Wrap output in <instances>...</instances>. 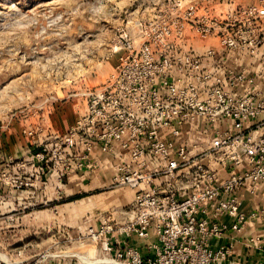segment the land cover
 Returning <instances> with one entry per match:
<instances>
[{
	"label": "rangeland",
	"instance_id": "rangeland-1",
	"mask_svg": "<svg viewBox=\"0 0 264 264\" xmlns=\"http://www.w3.org/2000/svg\"><path fill=\"white\" fill-rule=\"evenodd\" d=\"M252 7L263 11L248 13ZM189 9L183 35L173 42L184 58L194 56L200 64L196 122L212 131L208 150L200 155L209 165L215 160L212 144L230 132L217 128L229 123L234 129L235 115H246L243 127L253 137L251 127L264 113V101L250 89L240 96L245 88L230 86L241 75L225 72L219 53L231 52L230 62L237 67L247 56L245 46L250 64L263 61V0H0V264H95L113 258L89 229L125 222L134 192L111 184L85 192L87 187L70 183L71 190L67 178L75 173L67 175L70 166L63 152L54 154L52 136L65 134L69 122L83 114L85 90L115 70L126 44L138 47L150 24L167 14L186 16ZM209 62L217 64L207 72L201 65ZM41 128L63 133L42 137ZM263 139L264 132L254 137ZM23 140V151L16 155ZM224 248L182 247L188 258L183 264H221L226 258L216 254ZM156 259L155 250L142 264H156Z\"/></svg>",
	"mask_w": 264,
	"mask_h": 264
},
{
	"label": "built area",
	"instance_id": "built-area-1",
	"mask_svg": "<svg viewBox=\"0 0 264 264\" xmlns=\"http://www.w3.org/2000/svg\"><path fill=\"white\" fill-rule=\"evenodd\" d=\"M258 11L263 9L252 7L248 13ZM192 12L167 14L150 24L138 47L126 44L115 70L85 90L83 114L65 134L52 136L54 154L63 152L70 160L67 175L80 168L91 174L101 169L92 159L99 151L111 157L105 165L113 174L110 184L134 192L125 222L89 229L113 257L104 264H142L144 257L127 244L132 236L145 241L155 236L157 243L149 244L157 252L154 263H185L182 247L207 246L228 229H242L247 218L238 192L248 188L254 193L264 182V139L247 134L246 115H235V131L224 132L209 150L214 162L229 169L225 179L179 141L184 127L201 116L200 64L194 56L184 58L173 42L182 37L184 18ZM222 215L233 220L230 226L214 219ZM229 252L218 250L217 259Z\"/></svg>",
	"mask_w": 264,
	"mask_h": 264
},
{
	"label": "crops",
	"instance_id": "crops-1",
	"mask_svg": "<svg viewBox=\"0 0 264 264\" xmlns=\"http://www.w3.org/2000/svg\"><path fill=\"white\" fill-rule=\"evenodd\" d=\"M244 50L247 56L245 57L244 62L239 64L237 67L233 66L230 62L231 58L229 56H231V52L229 55H227V52L224 51V49H220V51H217L223 54V70L231 74H233V72L237 70L234 73L241 75L240 79L236 82L232 79L233 84H230V86L233 85L239 86L241 88L244 87V93L243 89H241L240 96H243V94H248V91L250 92L251 90L252 96L257 97V100L264 101V59L262 62L258 60L253 62V64H250L248 47L244 46ZM193 51L195 52V55H200L201 53V50L193 49ZM212 58H214V56ZM214 64L217 63H204L201 65V68H203L207 72L213 71L215 70V68L213 67ZM249 78H252L250 79L252 80L251 83L248 80ZM206 84L211 85L208 81H206ZM199 90L201 91V89ZM74 123L75 122H69L68 128L63 131H67ZM255 123L256 124L251 127L253 138L261 135L264 132V113L259 114ZM204 129L205 127L202 126L199 121H194L184 127L179 141L186 142L188 144L191 156L196 158V160L200 163H205L206 165V163L208 162L206 161L207 159L202 162L200 160V155L203 150H208L209 142H207V140L209 139V136L211 135L212 131L211 129ZM217 129L218 131H223L225 129H228L230 132L235 131L232 128V125H230L229 123L222 129ZM40 131L42 137H46L49 134L63 133V131L54 130V128H41ZM202 141H205V143H203ZM18 146H16L17 149L15 148L17 151L16 155L22 153L23 147L25 146V140H23V143L20 142V145ZM37 147L40 146L37 145ZM35 148L36 147H34L33 149ZM110 158L111 157L103 155L99 151H95L94 155H92V159L97 161L98 164L101 165V169L97 170L93 174H91L84 168L78 169L75 173V178H70V176H68L67 178V183L69 184L70 189L73 190V186L71 185L72 183H76L75 187H87V190H84L85 192L98 190V188L100 189V187H105L110 184V178L113 174L111 173V168L105 167ZM69 163L70 160L66 156V165H68ZM207 166L216 170L217 175L220 179H225L229 175V169L224 168L223 166L217 164L214 161L209 163V165ZM72 171L74 172V170ZM51 173L52 172L48 173L49 178ZM33 193H35V191H33ZM238 198L240 200V211L243 212L247 218L244 226L240 231H233L231 229H228L227 232H225L220 237H212L209 240V244L213 248L218 249L220 247H225L230 250L228 256L223 261V263L220 262L221 264H264V240L262 239V237L264 236V183L259 184L254 193L250 192L248 188L240 189L238 192ZM220 220L221 222L226 223L228 226H230L233 222V220L229 217H222ZM119 237L120 239H123V237ZM150 243H157L155 236H151V238L147 241L138 240L135 239L134 236H132V239L130 238L127 241V244L138 250L143 257H149L150 255L154 256L155 250L152 246H149ZM115 247L117 248V245ZM50 264L66 263L56 261Z\"/></svg>",
	"mask_w": 264,
	"mask_h": 264
},
{
	"label": "bare ground",
	"instance_id": "bare-ground-1",
	"mask_svg": "<svg viewBox=\"0 0 264 264\" xmlns=\"http://www.w3.org/2000/svg\"><path fill=\"white\" fill-rule=\"evenodd\" d=\"M133 30H135V27H133ZM74 70H75V72H76V74H80L81 72H80V70L79 69H77V67H74ZM74 76V75H73ZM82 257V256H81ZM93 261H95V260H93ZM93 261H91V262H93ZM112 262V260L111 259H101V260H97V262H94L95 264H104V263H111ZM84 263L85 264H91L89 261L87 262V261H84Z\"/></svg>",
	"mask_w": 264,
	"mask_h": 264
}]
</instances>
